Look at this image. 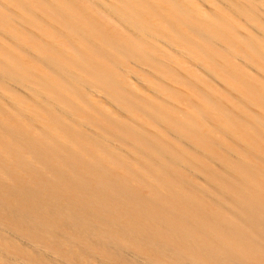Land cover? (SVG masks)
Wrapping results in <instances>:
<instances>
[{
  "label": "bare ground",
  "instance_id": "obj_1",
  "mask_svg": "<svg viewBox=\"0 0 264 264\" xmlns=\"http://www.w3.org/2000/svg\"><path fill=\"white\" fill-rule=\"evenodd\" d=\"M0 264H264V0H0Z\"/></svg>",
  "mask_w": 264,
  "mask_h": 264
}]
</instances>
